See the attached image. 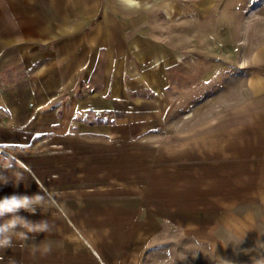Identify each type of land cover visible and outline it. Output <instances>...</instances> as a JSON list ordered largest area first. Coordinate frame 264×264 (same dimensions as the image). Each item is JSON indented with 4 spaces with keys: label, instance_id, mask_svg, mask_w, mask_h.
<instances>
[{
    "label": "rangeland",
    "instance_id": "rangeland-1",
    "mask_svg": "<svg viewBox=\"0 0 264 264\" xmlns=\"http://www.w3.org/2000/svg\"><path fill=\"white\" fill-rule=\"evenodd\" d=\"M100 1L93 26L106 16L125 31L94 67L140 100L113 126L125 148L141 144L148 177L166 186L160 242L143 254L156 264H264V0ZM33 248L25 264H52L51 251ZM7 253L0 264H15Z\"/></svg>",
    "mask_w": 264,
    "mask_h": 264
},
{
    "label": "crops",
    "instance_id": "crops-1",
    "mask_svg": "<svg viewBox=\"0 0 264 264\" xmlns=\"http://www.w3.org/2000/svg\"><path fill=\"white\" fill-rule=\"evenodd\" d=\"M100 3L0 0V172L24 178L17 186L0 184V198L45 194L44 212L20 215L54 225L27 241L18 234L7 253L15 264H25L27 247L51 248L52 264L158 261L143 251L160 242L154 232L165 227L166 186L148 177L151 161L141 159V144L125 148L113 126L134 115L140 100L123 82L118 95L113 75L94 67L98 55L107 64L122 48L116 40L125 31L107 25L104 15L93 26ZM8 163L13 167L5 170ZM153 198L162 207L150 205Z\"/></svg>",
    "mask_w": 264,
    "mask_h": 264
},
{
    "label": "clouds",
    "instance_id": "clouds-1",
    "mask_svg": "<svg viewBox=\"0 0 264 264\" xmlns=\"http://www.w3.org/2000/svg\"><path fill=\"white\" fill-rule=\"evenodd\" d=\"M119 3L128 9L138 8L139 0H119ZM5 170L11 169V163L3 165ZM23 174L14 173V179H9L3 172H0V184H7L12 181L18 185L23 181ZM47 205L46 196L39 193L34 195L12 194L0 198V250H6L15 246L14 240L19 234L20 239L27 241L38 233H51L54 225L48 220L33 222L20 215L21 211L35 214L37 208L44 212ZM32 234V235H30ZM33 255L40 252L41 255H47L51 249L49 247L33 248Z\"/></svg>",
    "mask_w": 264,
    "mask_h": 264
}]
</instances>
